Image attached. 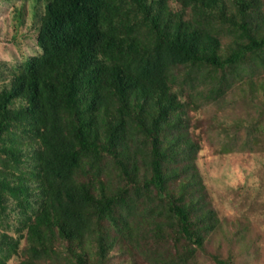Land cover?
<instances>
[{
    "label": "rangeland",
    "instance_id": "obj_1",
    "mask_svg": "<svg viewBox=\"0 0 264 264\" xmlns=\"http://www.w3.org/2000/svg\"><path fill=\"white\" fill-rule=\"evenodd\" d=\"M162 1L166 19L191 22L217 37L223 58L248 40L239 26L220 18L225 12L241 20L238 0H223V11L211 12H202L196 6L199 2L193 0H147L148 7L156 12L164 5ZM253 1L247 18L252 33L261 38L264 0ZM44 12L43 1L0 0V88L10 86L27 61L42 53L38 35ZM141 21L131 18L125 24L135 25L131 35L139 39V53L143 54L151 49L157 34ZM169 70V85L183 103L182 119L169 114L170 119L162 124L164 132L156 135L149 133L153 115L144 114L142 125L138 116L124 115L130 126L126 125L124 135L130 152L125 161L133 172L124 174V166L106 154L99 161L97 174L108 195L122 192L127 203L119 208L115 222L105 219L96 225V231L85 234L76 252L83 254L85 264H264V46L224 69L180 64ZM153 110L156 117L158 112ZM112 113L117 116V110ZM20 130L17 124L13 146L22 151V160L28 161L22 168L29 172L35 164V156H31L36 152L35 140ZM155 146L170 154L161 166L165 192L176 198L185 196L201 245L180 237L178 218L157 196L155 187L146 184L153 176ZM5 164L14 166L0 151V168ZM135 164L138 169L134 171ZM86 168L92 169L90 165ZM129 176L140 184V190L134 188ZM30 180L29 186L37 182ZM23 199L21 194L7 192L3 201L7 216L0 217V231L12 239L7 243L0 240V259L8 264H23L30 257L24 211L18 205ZM15 239H20L19 254L9 244ZM37 262L79 264V257L68 244L58 241Z\"/></svg>",
    "mask_w": 264,
    "mask_h": 264
},
{
    "label": "trees",
    "instance_id": "obj_2",
    "mask_svg": "<svg viewBox=\"0 0 264 264\" xmlns=\"http://www.w3.org/2000/svg\"><path fill=\"white\" fill-rule=\"evenodd\" d=\"M39 1L45 4L38 35L42 53L27 61L10 86L0 88V151L14 164L0 168V217L7 216L5 193L23 195L18 205L24 211L23 228L31 242L27 248L30 257L23 264H39L37 260L58 241L68 244L79 257L78 263L85 264L86 258L76 252L77 245L105 219L115 222L119 208L127 203L122 192L108 195L97 174L99 161L106 154L124 166V174L133 172L125 161L130 152L124 135L126 125L130 126L124 115L138 116L139 125L145 123L144 114L153 115L149 133H163L162 124L170 119L169 114L175 113L178 121L183 115V103L169 85L173 65L206 64L224 69L263 47L264 36L252 33L247 18L253 0H238L239 21L225 12L226 16L220 15L222 22L230 20L248 38L226 58L220 53L219 39L205 27L182 19L174 21L170 16L166 19L163 1L156 12L147 0ZM193 1L199 2L196 6L202 12L225 7L223 0ZM131 18L157 34L151 49L143 54L139 53V39L131 35L135 25L125 24ZM17 101L21 106L16 107ZM153 108L158 112L156 117ZM17 124L22 134L35 140L36 152L31 155L35 164L29 172L22 168L28 163L26 158L22 160V151L13 146ZM168 157L170 154L155 146L153 176L146 184L155 187L157 196L178 218L180 237L201 245L202 237L189 217L185 196L176 198L165 192L161 166ZM133 166L134 171L138 169ZM30 177L37 181L34 186H29ZM129 177L140 190V184ZM11 239L0 231L1 243ZM9 244L17 253L20 239ZM0 264L8 263L0 259Z\"/></svg>",
    "mask_w": 264,
    "mask_h": 264
}]
</instances>
